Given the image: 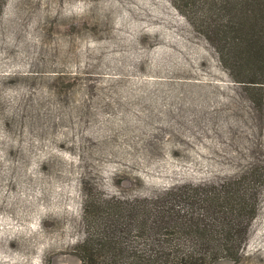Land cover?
Here are the masks:
<instances>
[{
  "label": "rangeland",
  "instance_id": "1",
  "mask_svg": "<svg viewBox=\"0 0 264 264\" xmlns=\"http://www.w3.org/2000/svg\"><path fill=\"white\" fill-rule=\"evenodd\" d=\"M63 3L50 26L0 0V264H81L86 208L140 220L244 176L245 241L214 264H264V72L235 79L186 0Z\"/></svg>",
  "mask_w": 264,
  "mask_h": 264
},
{
  "label": "trees",
  "instance_id": "2",
  "mask_svg": "<svg viewBox=\"0 0 264 264\" xmlns=\"http://www.w3.org/2000/svg\"><path fill=\"white\" fill-rule=\"evenodd\" d=\"M28 1L49 13L50 26L61 24L62 0ZM186 1L191 6V21L200 25L235 79L264 72V0ZM129 16L145 22L157 19L136 9ZM72 42L67 39V48ZM245 179L184 188L175 197L187 208L162 201L157 211L152 205L142 207L140 220L133 219L130 208L128 222L121 219V209L113 206H97V213L86 208V235L77 245L81 264H214L222 258L236 259L255 211ZM180 243L188 247L177 246Z\"/></svg>",
  "mask_w": 264,
  "mask_h": 264
}]
</instances>
